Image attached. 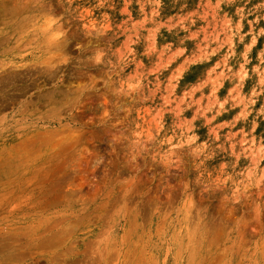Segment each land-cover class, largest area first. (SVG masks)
I'll return each mask as SVG.
<instances>
[{
    "label": "rangeland",
    "instance_id": "rangeland-1",
    "mask_svg": "<svg viewBox=\"0 0 264 264\" xmlns=\"http://www.w3.org/2000/svg\"><path fill=\"white\" fill-rule=\"evenodd\" d=\"M0 264H264V0H0Z\"/></svg>",
    "mask_w": 264,
    "mask_h": 264
}]
</instances>
